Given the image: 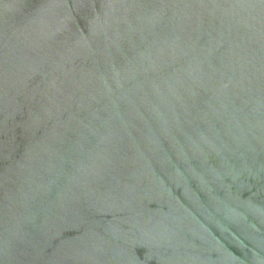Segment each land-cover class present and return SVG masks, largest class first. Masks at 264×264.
<instances>
[{
  "label": "water",
  "instance_id": "95a60500",
  "mask_svg": "<svg viewBox=\"0 0 264 264\" xmlns=\"http://www.w3.org/2000/svg\"><path fill=\"white\" fill-rule=\"evenodd\" d=\"M0 264H264V0H0Z\"/></svg>",
  "mask_w": 264,
  "mask_h": 264
}]
</instances>
